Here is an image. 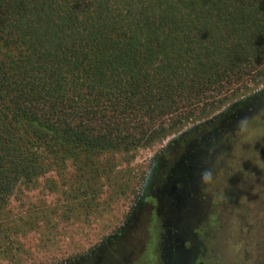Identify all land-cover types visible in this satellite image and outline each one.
<instances>
[{"label":"trees","instance_id":"16d2710c","mask_svg":"<svg viewBox=\"0 0 264 264\" xmlns=\"http://www.w3.org/2000/svg\"><path fill=\"white\" fill-rule=\"evenodd\" d=\"M262 83L264 0H0L4 239L18 185L68 162L97 178L95 160L133 157Z\"/></svg>","mask_w":264,"mask_h":264},{"label":"rangeland","instance_id":"374dc122","mask_svg":"<svg viewBox=\"0 0 264 264\" xmlns=\"http://www.w3.org/2000/svg\"><path fill=\"white\" fill-rule=\"evenodd\" d=\"M262 87L264 83L240 93L157 144L136 150L133 157L95 160L97 178L86 181L68 162L64 170L49 167L51 172L33 185H18L6 212L11 236L4 239L0 230V264H163L161 223L147 211L129 223L153 163L167 143ZM223 136L221 147L206 153L202 170L181 200L177 226L187 264H264V103L233 134ZM85 183L93 184L96 193L84 189L82 195ZM150 202L154 204L151 199L144 204ZM115 235L121 239L107 244Z\"/></svg>","mask_w":264,"mask_h":264},{"label":"flooded vegetation","instance_id":"af4514ba","mask_svg":"<svg viewBox=\"0 0 264 264\" xmlns=\"http://www.w3.org/2000/svg\"><path fill=\"white\" fill-rule=\"evenodd\" d=\"M263 103L264 87L252 95L235 101L215 119L201 123L199 127L186 131L167 143L164 153L153 163L151 175L129 223L135 222L142 211H147L149 217L156 218L161 223L163 233L160 236L159 248L163 264H171L175 257V249L181 246L177 243L178 239L184 241L181 237V229L177 226L178 211L182 208L180 205H183L181 200L189 194L188 187L193 185L197 174L203 168L206 153H209L212 146L221 147L223 134H233L255 115ZM200 129L203 131L200 132ZM193 165H197L195 171L191 169ZM145 199H151L154 204L150 202L145 205ZM163 207L166 209L164 213L161 212ZM119 236H113L107 244L118 242L121 239Z\"/></svg>","mask_w":264,"mask_h":264},{"label":"water","instance_id":"95a60500","mask_svg":"<svg viewBox=\"0 0 264 264\" xmlns=\"http://www.w3.org/2000/svg\"><path fill=\"white\" fill-rule=\"evenodd\" d=\"M191 169L195 171L197 169V165L191 166ZM181 238L178 239L177 243L180 244V247L175 249V257H173V261L171 264H187V251L183 248L184 241H180Z\"/></svg>","mask_w":264,"mask_h":264}]
</instances>
